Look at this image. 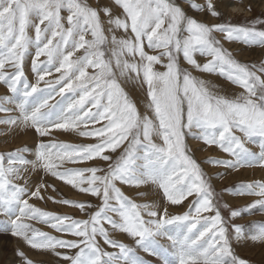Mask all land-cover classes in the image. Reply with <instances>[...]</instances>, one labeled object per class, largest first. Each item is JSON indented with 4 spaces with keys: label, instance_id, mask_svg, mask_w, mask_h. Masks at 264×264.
Segmentation results:
<instances>
[{
    "label": "snow or ice",
    "instance_id": "obj_1",
    "mask_svg": "<svg viewBox=\"0 0 264 264\" xmlns=\"http://www.w3.org/2000/svg\"><path fill=\"white\" fill-rule=\"evenodd\" d=\"M222 16L215 0H0V133L35 134L0 152V234L51 264H250L236 249L264 245V222L235 221L264 211V179L223 189L257 197L233 207L212 183L222 173H207L188 144L217 148L226 158L204 163L225 171L264 169V60L241 62L222 43L264 48V14ZM194 72L241 91L224 94ZM257 141L259 151L247 147ZM60 182L88 198H66Z\"/></svg>",
    "mask_w": 264,
    "mask_h": 264
},
{
    "label": "rangeland",
    "instance_id": "obj_2",
    "mask_svg": "<svg viewBox=\"0 0 264 264\" xmlns=\"http://www.w3.org/2000/svg\"><path fill=\"white\" fill-rule=\"evenodd\" d=\"M90 3L95 4L97 0H89ZM197 2H201V0H197ZM217 8L223 13L222 19L231 18L233 23L237 24H245L253 18L261 16L264 14V0H215ZM100 4H106L107 0H99ZM251 4L252 10L247 11V6ZM231 5L237 6L239 9L237 11H231ZM185 7H187V0H185ZM119 11V9H118ZM192 15H198L196 13L190 12ZM201 19L211 21V18L208 16L199 17ZM223 45L233 52L234 56L240 60L241 62L247 63H259L261 60H264V48L258 46H248L245 47L237 42H227L222 41ZM198 60L203 62V57H197ZM26 71L29 75V78L32 79V75L30 72V61L26 62L25 65ZM194 75H197L201 78H204L213 84L217 85L221 88L224 94L232 95L233 93H239L241 91L238 87L233 86L224 78H221L217 75H208L199 72H194ZM6 91L4 85L0 84V95H3ZM133 95H139L138 92H133ZM143 111V108H141ZM2 115V114H0ZM53 138L60 141L65 142H91L90 138H80L78 136L72 134H66L62 132H55L53 134ZM35 134L32 131H29L27 134H15L14 136H8L6 139L3 137V134L0 133V152L7 151L9 149L14 148L17 145L22 143H34ZM258 141L256 144L249 143L247 147H249L252 151H259ZM188 144L192 148L194 158L201 162L202 167L207 173L214 174L216 172H221L222 175L218 178L213 179L212 183L215 187L217 193L222 194V200L227 202L229 205L235 206H245L248 203H251L257 197L254 196H240V195H229L222 193V190L229 187L239 184L241 182H248L255 179H264V169L259 167L255 168H241L238 170L229 169L225 171L223 168L214 167L207 163H204L207 157L216 156L219 158H226V155L221 153L215 147H206L201 142L189 139ZM41 173H36L33 176V183H37L40 180ZM51 179V178H50ZM59 191L66 198H78V199H87L86 196H76L75 190L71 188V186H65L62 182L57 184ZM51 191V190H49ZM131 194V193H129ZM154 198V193L145 197H139L138 202H143L147 199ZM191 201L189 198L188 201L184 203L182 206L171 207L170 211L175 213H180L187 210V205ZM32 203H35L37 206L43 208L44 210L55 212L58 214H73L79 217V213L75 212L69 206H61L59 204H55L51 201L44 203L43 201L33 200ZM96 201L93 199V203ZM224 215H227V212H224ZM252 222H264V211L256 210L251 212L250 214H245L236 219L235 223L249 225ZM34 226L41 229L42 231L49 232L52 235H60L56 233L49 225L41 224L33 222ZM70 238V237H69ZM121 239H126L121 237ZM163 243H166L162 241ZM23 250L29 259H32L35 264H51L52 257L49 254H45L41 250L30 249L28 246L24 245L17 239L11 237L7 234H0V264H23V261L16 255L17 249ZM239 256L242 258H246L250 264H264V245L259 243L253 244L248 243L245 246L239 247L236 249ZM151 259V258H150Z\"/></svg>",
    "mask_w": 264,
    "mask_h": 264
},
{
    "label": "bare ground",
    "instance_id": "obj_3",
    "mask_svg": "<svg viewBox=\"0 0 264 264\" xmlns=\"http://www.w3.org/2000/svg\"><path fill=\"white\" fill-rule=\"evenodd\" d=\"M230 9H231V11H233V9H239L237 6H235V5H231V7H230Z\"/></svg>",
    "mask_w": 264,
    "mask_h": 264
}]
</instances>
